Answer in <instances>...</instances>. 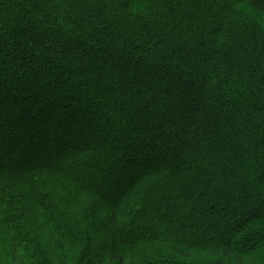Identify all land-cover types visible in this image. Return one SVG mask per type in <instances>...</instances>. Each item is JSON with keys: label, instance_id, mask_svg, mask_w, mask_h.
Listing matches in <instances>:
<instances>
[{"label": "trees", "instance_id": "trees-1", "mask_svg": "<svg viewBox=\"0 0 264 264\" xmlns=\"http://www.w3.org/2000/svg\"><path fill=\"white\" fill-rule=\"evenodd\" d=\"M0 264H264V0H0Z\"/></svg>", "mask_w": 264, "mask_h": 264}]
</instances>
